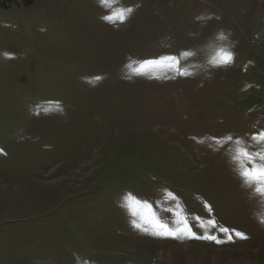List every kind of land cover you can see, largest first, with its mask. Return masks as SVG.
Returning a JSON list of instances; mask_svg holds the SVG:
<instances>
[{
  "label": "rangeland",
  "instance_id": "1",
  "mask_svg": "<svg viewBox=\"0 0 264 264\" xmlns=\"http://www.w3.org/2000/svg\"><path fill=\"white\" fill-rule=\"evenodd\" d=\"M4 2L0 264H264L263 0Z\"/></svg>",
  "mask_w": 264,
  "mask_h": 264
},
{
  "label": "snow or ice",
  "instance_id": "2",
  "mask_svg": "<svg viewBox=\"0 0 264 264\" xmlns=\"http://www.w3.org/2000/svg\"><path fill=\"white\" fill-rule=\"evenodd\" d=\"M121 22L127 19L126 16H121ZM227 37L223 34H220L218 39L224 40ZM167 62L169 66H175V70L180 74L187 76L189 75L187 72H183L180 70V66L177 63L175 57L172 56H165L158 58L156 60H150L145 62L146 65H153V64H162ZM234 62V53L231 50H226L221 48L217 53L216 58L213 59L212 63L215 66H229ZM232 137H228V142H233ZM252 142L256 144H264V131H258L254 133L250 138ZM235 144L237 148L234 150L233 153V162L239 166L238 174L240 175L244 185L246 187H253L255 186V192L264 195V151H257L255 153L249 151L251 147L250 144L246 143L241 139H235ZM242 145V147H241ZM261 222H264V217H261ZM154 225L157 228L167 230L169 235L176 236L177 232H187L189 236L194 235L192 234L185 225L184 228L178 229H169L168 225L164 223L159 218L153 220ZM183 223V222H182ZM213 226H215V222L213 221ZM138 226V225H137ZM221 232L229 233V229L221 228L219 229ZM241 239H246L247 237L240 232L235 233ZM208 239L216 241L215 236H208ZM231 235H228V239H231ZM220 242V241H217Z\"/></svg>",
  "mask_w": 264,
  "mask_h": 264
},
{
  "label": "trees",
  "instance_id": "3",
  "mask_svg": "<svg viewBox=\"0 0 264 264\" xmlns=\"http://www.w3.org/2000/svg\"><path fill=\"white\" fill-rule=\"evenodd\" d=\"M5 2H4V4L5 5H9L10 4V2L12 1V0H4ZM24 3H31L33 0H22ZM263 4H264V0H263Z\"/></svg>",
  "mask_w": 264,
  "mask_h": 264
},
{
  "label": "built area",
  "instance_id": "4",
  "mask_svg": "<svg viewBox=\"0 0 264 264\" xmlns=\"http://www.w3.org/2000/svg\"><path fill=\"white\" fill-rule=\"evenodd\" d=\"M260 74L263 78V86H264V64H262L261 68H260Z\"/></svg>",
  "mask_w": 264,
  "mask_h": 264
}]
</instances>
